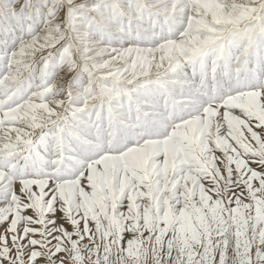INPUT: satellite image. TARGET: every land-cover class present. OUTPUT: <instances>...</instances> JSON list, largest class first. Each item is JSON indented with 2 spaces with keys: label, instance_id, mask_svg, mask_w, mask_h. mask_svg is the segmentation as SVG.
Returning a JSON list of instances; mask_svg holds the SVG:
<instances>
[{
  "label": "snow or ice",
  "instance_id": "snow-or-ice-1",
  "mask_svg": "<svg viewBox=\"0 0 264 264\" xmlns=\"http://www.w3.org/2000/svg\"><path fill=\"white\" fill-rule=\"evenodd\" d=\"M0 264H264V0H0Z\"/></svg>",
  "mask_w": 264,
  "mask_h": 264
}]
</instances>
